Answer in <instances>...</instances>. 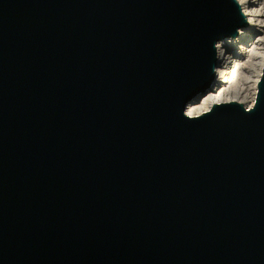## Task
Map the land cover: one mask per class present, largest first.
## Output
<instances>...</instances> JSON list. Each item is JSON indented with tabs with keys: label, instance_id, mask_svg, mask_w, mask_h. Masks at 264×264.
I'll return each instance as SVG.
<instances>
[{
	"label": "water",
	"instance_id": "95a60500",
	"mask_svg": "<svg viewBox=\"0 0 264 264\" xmlns=\"http://www.w3.org/2000/svg\"><path fill=\"white\" fill-rule=\"evenodd\" d=\"M247 27L233 0H0V264H264V81L182 115Z\"/></svg>",
	"mask_w": 264,
	"mask_h": 264
},
{
	"label": "clouds",
	"instance_id": "9594fccd",
	"mask_svg": "<svg viewBox=\"0 0 264 264\" xmlns=\"http://www.w3.org/2000/svg\"><path fill=\"white\" fill-rule=\"evenodd\" d=\"M249 28L258 33L246 45L240 37L243 28L236 29V36L216 41L213 45L218 65L212 67L214 81L204 93H197L182 111L188 120L202 119L218 106L242 107L251 113L258 104L260 85L264 81V0H233ZM227 45V47H226ZM235 47L237 55L228 48Z\"/></svg>",
	"mask_w": 264,
	"mask_h": 264
},
{
	"label": "bare ground",
	"instance_id": "6f19581e",
	"mask_svg": "<svg viewBox=\"0 0 264 264\" xmlns=\"http://www.w3.org/2000/svg\"><path fill=\"white\" fill-rule=\"evenodd\" d=\"M244 30L246 32V35L240 37V40L242 43L247 45L254 38V36L257 35L258 33L255 31V29H252L249 27L245 28ZM228 51L232 52L233 55H237L235 47L228 48Z\"/></svg>",
	"mask_w": 264,
	"mask_h": 264
}]
</instances>
